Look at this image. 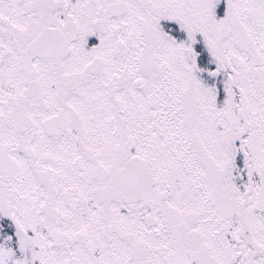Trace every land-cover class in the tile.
Listing matches in <instances>:
<instances>
[{
	"label": "snow or ice",
	"instance_id": "6c2138e0",
	"mask_svg": "<svg viewBox=\"0 0 264 264\" xmlns=\"http://www.w3.org/2000/svg\"><path fill=\"white\" fill-rule=\"evenodd\" d=\"M0 264H264V0H0Z\"/></svg>",
	"mask_w": 264,
	"mask_h": 264
}]
</instances>
